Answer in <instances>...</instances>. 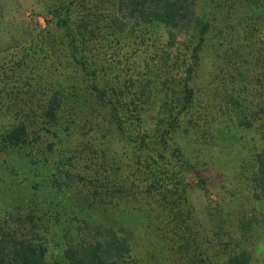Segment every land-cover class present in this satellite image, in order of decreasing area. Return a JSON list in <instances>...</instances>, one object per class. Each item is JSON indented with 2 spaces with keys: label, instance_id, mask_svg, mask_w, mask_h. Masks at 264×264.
Here are the masks:
<instances>
[{
  "label": "rangeland",
  "instance_id": "rangeland-1",
  "mask_svg": "<svg viewBox=\"0 0 264 264\" xmlns=\"http://www.w3.org/2000/svg\"><path fill=\"white\" fill-rule=\"evenodd\" d=\"M114 9L115 0H0L1 96L28 93L30 101L24 102L28 111L25 120L35 121L38 117L31 118V111L34 116L41 115L36 120L40 128L42 123H52L44 117L48 113L45 102L50 95L65 109L62 120L70 119L69 112L73 115L69 130L63 121L59 122L60 144L51 140L50 134L43 143L47 156L41 161H45L42 164L46 168L37 165L34 171L27 166V160L12 156L18 166L10 177L12 184H16L12 187L13 196L18 198L19 206L25 194L22 183L36 180L40 168L61 178L67 174L70 183L68 189L62 190L66 191L63 197L53 199L54 192L50 191L34 197L42 205L51 200L46 208L49 207L53 218L54 212H66L71 204L78 203L91 225L123 226L130 235L132 254L139 264H194L174 237L160 206L144 198L117 174L119 137L109 122L104 102L91 90V78L98 79L94 82L97 88L115 84L118 73L110 70L112 66L109 70L104 68L96 55L100 54L101 58L103 53L107 57L112 55V50L105 47L117 48V42L98 35L93 37L94 31L90 39L69 42L63 28L66 12L71 15L90 12L98 19ZM201 9L206 16V0ZM214 18L225 23L237 18L241 24L233 20L224 28L222 24H214L196 61H187L192 67L190 83L196 96L195 111L201 113L197 122L200 128L193 139L206 143L201 149L203 161H199L193 173L195 177L193 174L187 177L190 192L185 205H190L193 225L200 235L212 239L214 251L222 255L245 251L251 264H264V202L255 197L248 182L254 157L264 146V24L259 14L252 16L240 6ZM245 20L254 27L243 24ZM231 31L237 37L243 33L246 40H236ZM183 42L184 37L177 38V44ZM249 42L251 45L247 46ZM90 48H97L99 54L91 50L89 55ZM189 48L192 44L187 41L179 44L173 58L187 57ZM108 59L123 71L129 70L114 56ZM85 92L95 98L84 104L80 95ZM233 100L241 103L244 118L233 110ZM94 101L102 106L97 107ZM12 116L10 112L0 117V126L13 122ZM2 199L6 197L0 195ZM52 245L53 240L48 246V264L57 259Z\"/></svg>",
  "mask_w": 264,
  "mask_h": 264
},
{
  "label": "trees",
  "instance_id": "trees-1",
  "mask_svg": "<svg viewBox=\"0 0 264 264\" xmlns=\"http://www.w3.org/2000/svg\"><path fill=\"white\" fill-rule=\"evenodd\" d=\"M203 2L115 0L114 11L98 19L90 12L78 15L66 12L63 28L69 42L90 39L94 31L93 37L98 35L118 44L117 48L107 45L105 49H111L113 54L107 57L103 53V58L99 57L97 48L88 49L89 55L91 50L99 54L96 58L102 60L104 68L109 70L112 66L110 70L118 73L117 82L108 76L109 81L117 85L115 89H112L115 84L97 88L94 82L98 79L91 78V90L104 102L109 122L119 137L117 174L144 198L160 206L174 237L190 254L194 264H251L250 255L245 251L225 255L214 251L212 239L200 235L193 225L190 205H185L190 192L187 177L196 171L199 161H203L200 155L206 143V140L200 143L193 139L200 128L197 122L201 113L195 111L196 96L190 83L192 67L187 61H196L214 24H222V28L231 24V20L241 24L237 18L225 23L214 16H224L240 6L252 16L259 14L264 24V0H206V16L201 9ZM213 3H217L216 6L212 7ZM258 9L261 10L256 11ZM2 12L0 10V14ZM242 15L245 18L246 15ZM245 23L254 27L246 20ZM243 33L237 37L230 32L236 40H246ZM179 37H184V42L192 44V48L187 57L173 58L179 44L184 43L177 44ZM111 56L129 70L123 71L115 65L108 59ZM98 67L100 69L101 64ZM29 98L28 93L6 98L0 94V117L11 112L14 119L0 126V195L6 197L0 201V264H48V246L52 240L57 253L52 264H139L132 254L130 235L123 226L91 225L78 203L71 204L66 212H54L56 217L53 218L49 207L46 208L51 200L43 205L34 200L44 191L54 192L53 199L63 197L66 191L62 190L68 189L70 183L67 174L61 178L44 173L40 168L36 180L20 182L25 201L22 199L19 206L16 204L18 198L12 191L16 184H12L10 177L18 166L12 156L27 160V166L36 171L37 165L45 162L41 159L47 156L43 143L48 134L51 140L59 142V128L62 129L59 122L63 121L69 130L73 117L69 112L70 119L62 120L61 113L65 109L62 110L59 101L50 95L45 102L48 113L45 112L44 117L52 123H42L40 128L36 120L41 115L35 113L34 116L31 111V118L38 117L35 121L25 120L28 111L24 102H29ZM80 98L85 104L95 97L85 92ZM95 103L97 107L98 104L102 106L101 102ZM232 106L235 113L244 118L241 103L233 100ZM248 182L255 197L264 202V146L254 157Z\"/></svg>",
  "mask_w": 264,
  "mask_h": 264
}]
</instances>
